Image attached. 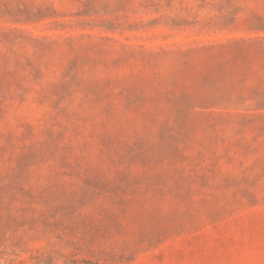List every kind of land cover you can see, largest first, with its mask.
<instances>
[{"label":"rangeland","instance_id":"1","mask_svg":"<svg viewBox=\"0 0 264 264\" xmlns=\"http://www.w3.org/2000/svg\"><path fill=\"white\" fill-rule=\"evenodd\" d=\"M0 264H264V0H0Z\"/></svg>","mask_w":264,"mask_h":264}]
</instances>
